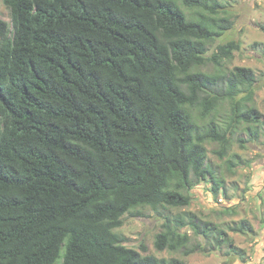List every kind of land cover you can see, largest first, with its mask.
<instances>
[{"label": "trees", "instance_id": "1", "mask_svg": "<svg viewBox=\"0 0 264 264\" xmlns=\"http://www.w3.org/2000/svg\"><path fill=\"white\" fill-rule=\"evenodd\" d=\"M2 2L0 264H188L143 255L114 230L138 207L189 206L196 183L216 194L222 181L204 144L222 157L240 124L264 127L250 104L251 69L199 71L238 49L229 42L206 56L232 28L218 0ZM223 102L221 127L211 116ZM195 110L211 118L203 131ZM185 227L232 245L223 229L183 213L165 219L155 249L199 250L187 249ZM228 231L253 228L241 220Z\"/></svg>", "mask_w": 264, "mask_h": 264}, {"label": "rangeland", "instance_id": "2", "mask_svg": "<svg viewBox=\"0 0 264 264\" xmlns=\"http://www.w3.org/2000/svg\"><path fill=\"white\" fill-rule=\"evenodd\" d=\"M221 7L219 17L232 22V28L208 45L206 56L210 57L217 46L229 42L237 44L230 60H224L221 66L212 62L199 68L205 73L227 74L235 67L249 68L255 76L250 103L264 119V0H218ZM187 16L189 11L182 6ZM0 19L10 22L9 11L0 0ZM245 95L239 94L236 99ZM230 104L221 103L218 111L211 116L221 127L228 120ZM199 130L203 131L209 123L200 120L198 111H193ZM264 125V124H263ZM251 130V132H249ZM257 132V137L253 132ZM225 154L216 152L219 145L206 142V162L222 181V188L212 193L209 181L196 183L188 191L190 205L183 208L138 207L130 210L122 218V226L114 232L123 237L124 245L140 251L143 255L157 258H177L188 264H264V127L239 125L230 136ZM191 213L201 222H208L227 232L232 241L216 245L213 239L195 236L188 227L182 228L190 236L188 248L200 245L195 252L185 255L182 251L158 252L154 247V238L162 230L166 218ZM246 220L253 228L252 233L228 231L229 226ZM146 248L145 252L140 246Z\"/></svg>", "mask_w": 264, "mask_h": 264}]
</instances>
